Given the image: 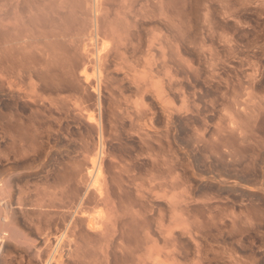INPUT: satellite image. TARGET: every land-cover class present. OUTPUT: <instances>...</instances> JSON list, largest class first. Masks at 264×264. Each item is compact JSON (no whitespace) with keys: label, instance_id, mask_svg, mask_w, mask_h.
<instances>
[{"label":"rangeland","instance_id":"rangeland-1","mask_svg":"<svg viewBox=\"0 0 264 264\" xmlns=\"http://www.w3.org/2000/svg\"><path fill=\"white\" fill-rule=\"evenodd\" d=\"M150 1L99 6L98 47L109 44L112 60L101 97L102 177L125 234L117 240L109 226V239L79 244L94 261L108 251L105 264H197V249L207 253L201 264H264V0ZM91 4L0 0V107L23 118L38 109L53 127L59 120L57 146L82 175L99 144L89 120L99 117L93 51L83 42Z\"/></svg>","mask_w":264,"mask_h":264},{"label":"bare ground","instance_id":"bare-ground-1","mask_svg":"<svg viewBox=\"0 0 264 264\" xmlns=\"http://www.w3.org/2000/svg\"><path fill=\"white\" fill-rule=\"evenodd\" d=\"M90 1H92V4L90 5L91 6V16L90 17L92 18V20L91 19L90 20L92 21V23H90V22H88V23L91 24L90 25L91 29L89 30V32H87V34L85 33L86 35L85 34L83 35L84 36L83 42H85V40H86L87 43L85 42V44L88 46H90V45L92 46V49H91V47H89L90 50L93 51V53H91V55H90V57H91L90 61L93 62V65H94L95 71H96V75L93 77L94 80L92 82V88H93V91L95 92L96 97H97L96 98V100H97L96 105H97L98 110H99V117H98V119H95L94 118L95 115L94 116L90 115L89 120H92L93 122H95V124H97V128L99 129V132L97 131L98 132V143H99L98 147H97V149H95V152H93V155L91 157V160H90L89 166L87 168L86 174L82 175L80 168H78L77 165H75L73 162H71L68 159L64 160L63 156L61 155V154H64V152L60 151L59 147L57 146V141H58L60 135L62 134L61 124H60V122H58L59 121L58 119H57L58 120L57 123L55 124L56 127H53V125L50 122L52 120L48 121L45 118H42L43 120L40 119L39 114H38V109L32 110L31 113L26 118H23L18 113V111H16V109L11 110L10 109L11 107L10 108L0 107V264H105L106 259L104 260V258L107 257V256L104 257L105 255L103 254L105 252V250L99 251L100 257L98 254V258H100V259H96V261H94L95 259L91 260L88 257V255L90 254L89 252H91L88 250L89 249L88 245L85 243L87 245V247H85L86 245H84L82 242L79 244V240L84 241V239H82V238L84 236L88 237V235H91V236L93 235V236L99 237V238H102V236H103V238H106L105 236H107V235H104V233L106 232L104 230H106L108 228L110 229L109 226H112L111 228H114V231L116 233H118V235L116 234L117 235L116 236L114 234V232L112 231L113 229H111L110 233L113 232L112 234H110L111 238L114 235V236H116V238L118 237L117 240L118 239L122 240L120 238L123 236V234H125L123 232L125 229L122 231L123 227H121V230L119 229L120 227L118 228V225L121 222V218H122L121 215L119 216L118 214L114 213V215L112 216V212L110 211L112 218L111 217L108 218V215H110L109 210L113 211L114 208H118L114 204V201H113L114 199L112 200V198H114V197H112V195L115 193V191H114V193H112L113 189L111 190L109 185L108 186L106 185V181H105L106 179L104 180L103 179L104 176L102 177V167H101L102 166V158L104 157L103 153H104V149H105L104 147H105V141H106L105 140V130L106 129L104 127L105 125H104L103 118H102V114L104 113V112L102 113V111H103L102 110V107H103L102 102L103 101H102L101 97H102L103 89L105 86L103 84H104V80H105L104 70H105L106 62L108 60L110 61L111 59H109L110 58V54L108 51V49H110V47L108 46L109 44H106L104 46L102 45V47H100V48L98 47L99 43L101 41H103V39H102L103 35L101 37V33L99 32V28H98V21L100 23V19L98 20V16L100 14L98 15V11H99V6L101 5V0H90ZM151 4H153V3H151ZM100 9H102V8L100 7ZM81 16H82V14H81ZM99 27H101V26H99ZM78 39H80V38H78ZM73 41H76V39ZM166 41H167V39H166ZM88 46H86L87 49H88ZM121 49H123V48H121ZM90 50L89 49L86 50L88 52H86L85 50L84 51L87 54L88 53L90 54ZM85 52H84V54H85ZM228 53H229V51H228ZM113 57H115V56L112 55V59H113ZM227 62H228V60H227ZM12 70H14V69H12ZM210 108H212V107H210ZM39 110H41V108ZM52 115H51V117H52ZM66 115H68V114H66ZM48 116H47V118H48ZM59 117H60V115H59ZM49 118H50V116H49ZM54 119H56V118L54 117ZM70 133H71V131L67 132L66 134L71 137ZM65 137H67V136H65ZM81 138H82L81 139L82 141L80 140L79 143H82L81 146H83L85 136H81ZM144 138H146V137H144ZM163 138H165V137L163 136ZM157 139H159V138H157ZM106 149H107V147H106ZM64 150L66 151V149H64ZM125 164H126V162H125ZM187 164H189V163H187ZM118 173H120V172H118ZM121 173H122V171H121ZM122 174H124V173H122ZM126 175H123V177ZM120 176H118V177H120ZM113 179H115V178L113 177ZM113 179L111 181H113ZM130 180H132V178H130ZM183 182H184V180H183ZM110 184H111V182H110ZM120 189H122V188H120ZM126 189H128V188H126ZM134 190H136V189H134ZM121 191H123V189ZM135 193H136V191H135ZM113 196H115V194ZM117 198H119V197L117 196ZM129 202L131 203V201H129ZM131 205H132V203H131ZM120 206H121V204H120ZM165 207H167V206H165ZM262 210H263V208H262ZM116 211H117V209L115 210V212ZM260 212H262V211H260ZM226 213H227V211H226ZM132 216H134V213L132 214ZM110 219H112V222ZM227 219H229V217ZM108 221L110 222L109 225L107 224ZM106 226H107V228H106ZM120 226H122V225L120 224ZM137 231H139V230H137ZM153 231H154V229H153ZM106 234H109V231ZM136 235H137V233H136ZM91 236H89V237H91ZM87 237H85V239ZM95 237H92L91 239H93ZM116 238H112L113 241L111 239V240H109V242L111 241L114 244V239L116 240ZM88 239H87V241H88ZM107 239H109V236H107ZM136 239H137V237H136ZM122 241L121 242L118 241L119 243H117V241H115L118 244V248L120 247L121 250L118 248H116V249H118L120 251L124 250V248L122 247L123 244L121 245ZM127 242L128 241H126L125 243H127ZM81 244H83V245H81ZM110 244L111 243H109V245ZM117 244L115 245V247L117 246ZM127 246H126V249L128 248ZM131 246H133V245H131ZM105 247L107 248V246H105ZM122 248H123V250H122ZM210 248H211L210 250H213L214 252H218L216 250V248H214L213 246ZM130 249L131 248H129L128 250H130ZM208 249L209 248H207V250ZM107 250H108V248H107ZM96 251L98 252V250H96ZM126 251L127 250H125V252ZM106 252L108 254V251H106ZM106 252H105V254H106ZM128 253H131V252H128ZM196 253H197V257H198L197 258L198 259L197 264H201L202 262L205 261L204 259L207 258V256H206L207 253L206 252L202 253L201 250H199V249H197ZM228 257L230 258V256H228ZM231 260H233V259H231ZM234 260H236V259H234ZM245 261H244V263L246 264L247 261L246 262ZM132 262H134V261H131V263ZM242 264H243V262H242ZM252 264H253V262H252Z\"/></svg>","mask_w":264,"mask_h":264}]
</instances>
